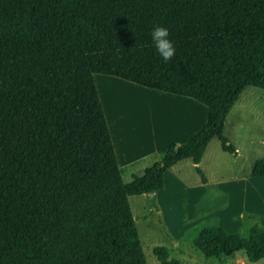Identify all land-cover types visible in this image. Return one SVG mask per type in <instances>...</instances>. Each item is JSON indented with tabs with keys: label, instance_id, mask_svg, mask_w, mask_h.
Instances as JSON below:
<instances>
[{
	"label": "trees",
	"instance_id": "obj_1",
	"mask_svg": "<svg viewBox=\"0 0 264 264\" xmlns=\"http://www.w3.org/2000/svg\"><path fill=\"white\" fill-rule=\"evenodd\" d=\"M95 74L192 98L206 122L124 183ZM247 87L264 90V0H0V264H147L129 197L182 160L206 183L209 142L236 153L224 126ZM192 240L205 258H264L258 225L201 224Z\"/></svg>",
	"mask_w": 264,
	"mask_h": 264
},
{
	"label": "rangeland",
	"instance_id": "obj_2",
	"mask_svg": "<svg viewBox=\"0 0 264 264\" xmlns=\"http://www.w3.org/2000/svg\"><path fill=\"white\" fill-rule=\"evenodd\" d=\"M101 76L95 75L97 91L116 155L119 152L122 180L128 183L150 166L154 156L139 158L134 139L145 146L149 143L148 134L165 104L146 95L142 86L122 80L107 83ZM181 99L189 117L185 127L192 135L206 122L207 109L192 98ZM224 134L239 152L223 151L213 138L198 164L206 183L190 160H182L167 170L164 186L155 195L129 197L147 264H264V258L248 261L243 252L205 258L192 240V229L201 224L241 232L252 225L264 228V175L250 174L252 162L264 157V90L245 88L227 115ZM188 138L181 137L179 144ZM122 147L127 155L121 154Z\"/></svg>",
	"mask_w": 264,
	"mask_h": 264
},
{
	"label": "crops",
	"instance_id": "obj_3",
	"mask_svg": "<svg viewBox=\"0 0 264 264\" xmlns=\"http://www.w3.org/2000/svg\"><path fill=\"white\" fill-rule=\"evenodd\" d=\"M95 75H94V81L96 84ZM100 79L103 80L104 82H107V83L112 82L111 80H117V81L122 80V79H119V78H116L113 76H108V75H102L100 77ZM122 81L126 84H134V83H131V82H128L125 80H122ZM146 89L147 90H144V89H141V90H143L146 93V95L152 96V97H154V99H158L162 103L165 104V108H163V110L160 113H158V115H157L158 116L157 117L158 118V124L153 129H151L150 133L148 134L149 138H148L147 142H149V143L145 146L144 142L141 144V142L139 140L134 139L135 142L137 143L136 147H138V149H140V152H141L139 155V158L154 155L153 159H151L150 165H152L154 162L158 161L161 158V156L164 154L165 150L167 149V147L169 145H171L173 143L179 144V143H181L179 140L181 137L188 138L191 134L187 131V128L185 127V124L187 123L189 117H188L187 112H185L182 109V107H183V99H181L182 96L170 94V93H166V92H161V91H157V90H152V89H148V88H146ZM99 98H100V96H99ZM143 117L144 116L142 115L141 118H143ZM165 120H166V122H165ZM132 134H133V132H132ZM133 138H134V134H133ZM112 143L114 145V143H115L114 139L112 140ZM235 149H236V151L239 152L237 147H235ZM114 150H115V154H116L115 146H114ZM120 151H121V154L123 155V154H126L128 150H126L125 148L122 147L120 149ZM131 155H134V154H131ZM116 158H117V160L119 158V152L118 151H117ZM124 162H126V161H124ZM251 166H252V164H251ZM146 167H148V166H146ZM250 173H251V169H250ZM153 195H155V194H153Z\"/></svg>",
	"mask_w": 264,
	"mask_h": 264
},
{
	"label": "clouds",
	"instance_id": "obj_4",
	"mask_svg": "<svg viewBox=\"0 0 264 264\" xmlns=\"http://www.w3.org/2000/svg\"><path fill=\"white\" fill-rule=\"evenodd\" d=\"M152 42L165 62L171 60L175 55L176 49L173 42L169 39V30L166 27L155 25L151 30Z\"/></svg>",
	"mask_w": 264,
	"mask_h": 264
},
{
	"label": "water",
	"instance_id": "obj_5",
	"mask_svg": "<svg viewBox=\"0 0 264 264\" xmlns=\"http://www.w3.org/2000/svg\"><path fill=\"white\" fill-rule=\"evenodd\" d=\"M174 149L176 150L177 149V146H174ZM148 196L149 197H152L153 196V193H149Z\"/></svg>",
	"mask_w": 264,
	"mask_h": 264
}]
</instances>
